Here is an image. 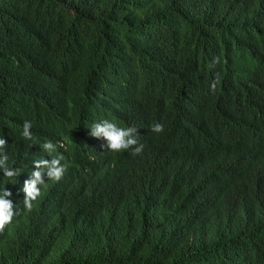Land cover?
Masks as SVG:
<instances>
[{"label":"trees","instance_id":"trees-1","mask_svg":"<svg viewBox=\"0 0 264 264\" xmlns=\"http://www.w3.org/2000/svg\"><path fill=\"white\" fill-rule=\"evenodd\" d=\"M0 133L21 171L47 140L65 164L0 264H264V0H0Z\"/></svg>","mask_w":264,"mask_h":264},{"label":"clouds","instance_id":"clouds-1","mask_svg":"<svg viewBox=\"0 0 264 264\" xmlns=\"http://www.w3.org/2000/svg\"><path fill=\"white\" fill-rule=\"evenodd\" d=\"M89 135L94 138H102L107 150L113 152L127 151L132 155L142 152L145 145L138 140L139 134L135 126H120L110 119H100L90 123L87 127ZM32 121L24 120L22 124V137L29 142V148L34 145V136L32 132ZM164 129L162 122L156 121L150 125L153 133H160ZM9 144L2 133H0V234L5 227L13 222L14 217L24 214V211H30L33 202L41 195V189L46 180H59L63 174L65 164L62 163L63 157L60 155L52 156L56 151V144L51 140L43 142L40 148L47 152L52 158L47 159L43 154L41 158L35 157L31 165L21 171L16 162L10 159L7 152ZM13 196H22L23 208H15ZM9 230L7 229L5 233Z\"/></svg>","mask_w":264,"mask_h":264},{"label":"bare ground","instance_id":"bare-ground-1","mask_svg":"<svg viewBox=\"0 0 264 264\" xmlns=\"http://www.w3.org/2000/svg\"><path fill=\"white\" fill-rule=\"evenodd\" d=\"M160 221V220H159Z\"/></svg>","mask_w":264,"mask_h":264}]
</instances>
